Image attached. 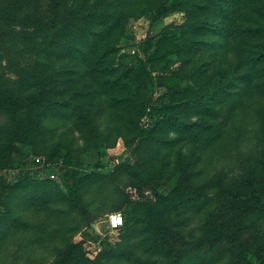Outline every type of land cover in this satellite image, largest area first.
<instances>
[{
    "label": "rangeland",
    "instance_id": "rangeland-1",
    "mask_svg": "<svg viewBox=\"0 0 264 264\" xmlns=\"http://www.w3.org/2000/svg\"><path fill=\"white\" fill-rule=\"evenodd\" d=\"M34 1L42 9L51 2ZM62 1L72 20L41 38L39 46L52 41L50 53L25 39L27 27L9 26L13 33L0 40V86L40 102L16 116L0 110V264H238L227 237L206 238L219 222L264 264V213L234 210L221 197V185L243 179L250 159L251 168L264 164V86L247 84L264 74L251 52L256 39L243 32L264 17V0ZM171 33L174 52L148 64L149 84L132 67L147 64L157 39ZM166 70L183 85L222 92L177 117L151 116L140 104L150 95L148 107L161 102L156 79ZM36 156L54 164L44 175ZM50 172L57 178L42 182ZM177 185L198 197L168 209L163 229L131 219L136 201ZM113 213L130 217V226L113 229Z\"/></svg>",
    "mask_w": 264,
    "mask_h": 264
},
{
    "label": "trees",
    "instance_id": "trees-1",
    "mask_svg": "<svg viewBox=\"0 0 264 264\" xmlns=\"http://www.w3.org/2000/svg\"><path fill=\"white\" fill-rule=\"evenodd\" d=\"M50 1V5L46 9H42L40 4L34 0H0V40L13 33L9 26L17 25L27 27L29 29L24 31L25 39L29 43L34 44L36 48L38 47L41 55L44 56V54L50 53L54 47L52 41L47 40L43 45L39 46V44H41V38L51 39L53 36L62 32L72 20L70 15L64 11L62 0ZM165 10L168 11L170 8L167 7ZM6 26L8 27L6 28ZM243 32L247 36L256 39V41L252 43L255 45V48L252 49L251 52L254 53L253 58H255V61L262 66L261 70L264 74V17H259L251 26H245ZM176 40V33L160 36L156 41L154 53L146 59L147 64L143 63L138 67H132L134 72L147 80L149 84H153L155 78L149 71L148 64L166 60L167 54L174 52L172 46ZM236 46L235 43L234 47H232L233 51L236 49ZM151 47L152 42L148 41L145 45V52L147 53ZM112 50L113 48H109L107 55ZM113 68L114 66L111 65L109 67H103V70L111 72L114 71ZM245 76L249 77L250 73H247ZM182 83L183 78L176 71L166 70L160 72L157 75L156 86L164 89V92L159 96L161 102L148 107L151 100L150 95L147 104H140L142 110L148 112L151 116L162 115L163 117L170 118L177 117L184 110L183 108L185 105L193 103L196 104L193 106H202L205 104V99L208 101L210 100L209 102H214L213 100L218 96L219 92H222L220 89L204 92L195 85H183ZM247 84L251 85L253 88H262L264 86V81H256V77L252 76L251 81H248ZM40 85L42 89H45L44 83L40 82ZM233 88L234 85L229 87L228 92H230V94ZM243 92L244 89L241 90V93ZM34 103L40 104L37 97L31 98L29 102L27 98H18L14 93L8 92L0 86V110L16 116L18 111L30 108L31 104ZM61 103L64 104L63 102ZM15 134L18 138V134L16 132ZM141 134L148 135L149 131L143 130ZM135 140L136 137H133L131 143H134ZM254 160L255 159L252 158L248 161L249 166L246 167L247 173L243 179H238V183H234L232 186L228 187L223 184L221 185V197L224 203L234 208V210L250 214L264 213V172L256 173L255 171L260 168L264 170L263 158L257 160V162H260L261 166H263L257 169L254 167L251 168ZM66 162L70 164L71 161L68 159ZM134 166V172L142 174V164L137 162ZM40 180L46 182V180L54 181L55 179H51L47 176L40 177ZM43 185L45 186L46 184L44 183ZM9 189L12 190L11 187ZM3 190L4 188L0 190V195H2L0 196V217L3 215L1 206L5 202L6 196L2 192ZM12 193L13 191H10L9 194ZM197 197L195 190L189 189L186 186L177 185L168 193H155L154 199L136 201V213L131 216V219L134 217L142 218L147 221L150 227L161 230L164 228L165 224L163 216L168 209L176 208L185 202L195 200ZM120 209H122V207H120ZM137 213L138 215H136ZM5 214V216H9L8 211H6ZM124 226H130V217L127 216L125 218L122 227ZM222 237H227L239 250L238 264H260L258 255L249 252L246 242L241 239L238 233H235L231 227H228L227 224H223V222L215 223L209 226L206 231V238L210 240L208 241L210 243Z\"/></svg>",
    "mask_w": 264,
    "mask_h": 264
},
{
    "label": "built area",
    "instance_id": "built-area-1",
    "mask_svg": "<svg viewBox=\"0 0 264 264\" xmlns=\"http://www.w3.org/2000/svg\"><path fill=\"white\" fill-rule=\"evenodd\" d=\"M34 163L38 168L41 169L39 172L40 175H44V171L47 168H52V166L54 165L52 161L45 159L41 156L34 157ZM49 177L51 179H56L57 173L50 172ZM123 223H124V219L121 213H113L112 215H110V225L113 229L121 228L123 226Z\"/></svg>",
    "mask_w": 264,
    "mask_h": 264
}]
</instances>
